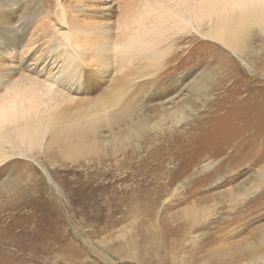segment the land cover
<instances>
[{
    "label": "rangeland",
    "instance_id": "1",
    "mask_svg": "<svg viewBox=\"0 0 264 264\" xmlns=\"http://www.w3.org/2000/svg\"><path fill=\"white\" fill-rule=\"evenodd\" d=\"M27 1L21 3L23 15L35 12L32 0ZM82 1L95 7L85 11L94 16L80 12ZM42 3L44 12L32 19L21 53L12 57L0 51L1 107L9 106L13 99L7 81L12 84L27 75L16 72L15 67L27 58L22 52L28 46L31 51L56 45L59 54L76 58L79 44L88 43L87 38L99 39L91 30L80 29V23L111 25L107 38L111 43L126 30L122 25L126 10L140 5L139 0H111L112 15L98 17L104 14L99 0ZM56 4L73 11L74 17L68 18L71 25L61 19ZM258 31L253 30L252 50L246 58L196 31L179 39L177 51L161 65L154 81L153 93L166 95L150 105L142 96L132 110V119L117 125L114 136L107 130L99 136L100 154L92 150L88 156L69 160L52 147L49 151L36 149L29 157L15 155L0 165V264H163L166 253L161 259L140 254L148 241L153 243L148 252H179V264L183 260L186 264H264V179H259L264 171V129L261 135L245 136L250 123L264 124V38ZM47 76L39 77L42 82L32 88L25 85L18 98L36 118L50 124L55 116L46 100L54 94L42 90ZM106 91L103 85L94 94L98 99L90 97L85 105L99 100ZM80 96L77 93L70 100L73 109L66 118L72 123L82 112ZM163 102L162 111L158 106ZM141 110L145 112L138 116ZM182 118L186 121L175 126ZM127 129L132 137L129 143ZM241 133L242 142L237 144ZM119 137L127 141L123 155L112 148L114 139L120 143ZM110 166L118 168L108 171ZM190 168L195 194L188 203L167 207L174 198L164 197L144 215L139 210L130 213L128 194L117 191L118 186L135 191L141 179L149 188L159 181L163 185L167 179L159 177L167 171L182 173ZM95 169L98 172L92 171ZM134 171L143 177L121 184L125 174ZM107 186L110 189L105 191ZM137 189L144 191V187ZM185 193L180 189V196ZM151 211L156 212L154 219Z\"/></svg>",
    "mask_w": 264,
    "mask_h": 264
},
{
    "label": "bare ground",
    "instance_id": "2",
    "mask_svg": "<svg viewBox=\"0 0 264 264\" xmlns=\"http://www.w3.org/2000/svg\"><path fill=\"white\" fill-rule=\"evenodd\" d=\"M110 1L99 0L104 14H100L98 17L112 15L114 7L109 3ZM139 2L140 5L137 9L124 3L127 7L130 6L129 11L126 10L125 13H128L127 17L124 16L126 20H121L126 30L120 38L111 43L107 41L112 32L111 25L87 22L83 26L80 23V29L91 30L99 36V39L87 38L89 44L86 41L82 42V45L79 44L76 58L69 56L68 53L66 55L59 54L60 50L56 49V45H53V48L47 45L43 49L31 50L32 52L28 46V49L26 48L27 50L22 52L27 53L28 56L22 60V63L20 62V66L15 67V71H25L27 75L22 74L18 82L14 80L17 82L16 84L14 81L9 84L10 81L7 80V85L6 83L2 84L11 90L8 93L12 94L13 99L9 106L1 107L2 104L0 105V165L15 155L29 157L36 149L49 151L52 147H56L61 156L65 159L70 158L69 160L88 156L92 150H96L100 154V150L103 148H100L99 136L102 138L101 134L104 130L114 136V128L117 125L126 123L129 118L132 119L130 117L132 110L136 104L142 102V96L150 105L166 95L161 92L160 94L153 93L156 92L154 81L157 79L161 65L164 66L170 56L177 51L178 47L176 46H178L179 39L186 35L196 31L204 39L215 40L242 58H246L252 50L250 40L254 29H258L264 38V0H139ZM21 3L22 0H0V51L10 53L12 57L21 53V45L30 32L32 19L44 12L42 0H32L34 5L32 8L35 12L27 15L21 13L23 10ZM91 8L95 7L84 2L83 6L80 5V12L92 10ZM67 9L65 6L56 4V11L61 13V19H66L64 23L70 22L71 25L73 21H68V18L74 17L70 14L73 11L70 12ZM84 15L86 17L94 16L91 12L88 14L85 12ZM81 19L82 17H80V22ZM44 38L45 40H43L48 44L51 43L46 40V37ZM32 42L37 43L38 40L33 39ZM71 44L68 42V45ZM54 47H56L55 50ZM10 71L13 73V70ZM45 74H48V80L43 81L42 90L54 94L46 100L55 116L50 124L36 118L32 109L24 105L23 100L18 98L24 92L23 89L26 90L25 85L32 88L42 82L38 78ZM103 85H106L107 91L100 94L99 100L85 105L90 101V97L98 99V97H94V94ZM169 89L171 91L172 87ZM77 93L82 95L79 97V106L82 112L72 123L66 118V115L73 109V106H69V104L71 98ZM164 104L163 102L158 107L162 108ZM86 106L88 107L86 108ZM14 108L16 112L12 114L11 109ZM141 112L145 111L141 110L139 113L137 112V115H141ZM185 119L176 120L175 126H179ZM248 126L245 132V136L248 137L253 133L258 136L259 132L261 135L264 129V124L258 122L250 123ZM126 134H131L129 129ZM135 137H139L138 132L135 133ZM242 138L241 133L240 138L236 139L237 144L242 142ZM129 139L128 143L132 140L130 135ZM119 140H121L120 143L115 139L113 141L115 142L112 144L114 153L119 151L122 152L120 155L126 154L127 141L121 137ZM117 156L119 154L116 155V158H119ZM116 166H110L108 171L118 168ZM92 171L98 172V169ZM171 172L167 171L166 174L159 177L162 180L167 179L163 185H161L162 181H159L152 188H149V184L145 185L143 183L145 180L141 178L135 191L125 187L121 190L112 182L107 184L110 187L119 188L117 191L128 194L130 213L139 210L144 215L149 209L153 210L154 207L160 205V201L164 200V197L174 198L173 204L169 203L167 207L178 206L183 202L188 203L194 197L195 192L192 184L194 181L192 182L190 178L194 173L191 168L182 173ZM138 175L142 176L141 172L126 173L121 179V184L126 180H135ZM89 178L94 180L93 176ZM91 179L87 183H90ZM259 179H264V171L260 172ZM176 182L179 184L173 190ZM97 186L104 185L97 184ZM108 186L105 191L110 189ZM138 186L144 187L142 193L138 192ZM180 189H184L186 192L184 197L180 196ZM155 214V211H151L150 216L154 219ZM152 244L151 241H148L145 252H140V254L153 255L155 259L160 256L161 259L162 253H166L163 264H179L177 261L179 252H148L147 250H153ZM2 250L0 239V252ZM183 264H186V260H183Z\"/></svg>",
    "mask_w": 264,
    "mask_h": 264
}]
</instances>
